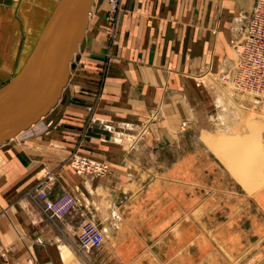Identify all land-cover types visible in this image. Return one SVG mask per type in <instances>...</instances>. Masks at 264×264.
<instances>
[{"label": "crops", "instance_id": "obj_1", "mask_svg": "<svg viewBox=\"0 0 264 264\" xmlns=\"http://www.w3.org/2000/svg\"><path fill=\"white\" fill-rule=\"evenodd\" d=\"M254 1L123 0L111 46L102 30L105 2L94 1L75 69L91 62L92 72L99 70L109 52L98 97L95 82L69 83L60 103L44 117L41 130L38 126L0 144V264H76L75 234L87 218L105 237L112 235L108 263L115 260L116 251L154 249L169 231L176 238L181 232L180 204L173 198L177 179L166 182L154 173L146 179L144 171L179 167L178 156L170 161L160 156L179 154L178 135L151 131V146L142 148L155 155L150 159L125 147V132L112 131L105 122L114 117L125 128V123L140 121L149 107L173 106L179 94L188 98L193 87L185 74L218 66L230 57L228 33L214 35L212 27H226L228 32L227 26L238 19L231 11ZM57 2L0 0V78L10 74L6 59L27 57ZM88 116L87 129L82 125ZM78 149L105 161L108 174L91 178L75 173L68 157ZM48 175L50 197L65 190L77 199L61 219L49 218L39 202L26 195L28 189L41 187ZM184 195L188 216L194 193Z\"/></svg>", "mask_w": 264, "mask_h": 264}, {"label": "rangeland", "instance_id": "obj_2", "mask_svg": "<svg viewBox=\"0 0 264 264\" xmlns=\"http://www.w3.org/2000/svg\"><path fill=\"white\" fill-rule=\"evenodd\" d=\"M104 2L106 11L102 30L110 45L123 0H117L113 11L109 0ZM252 6L231 11L238 19L227 26L228 32L226 27H212L214 35H229L230 57L227 59L234 56V44L243 33L245 19ZM77 53L72 60L67 85L76 81L95 82L99 88L98 97L109 52L99 70L94 69V72L91 62L82 63L83 66L80 64L78 70L75 69ZM24 59H6L10 74L0 78V86L16 73ZM223 67L224 63L220 62L218 66L185 74L193 90L188 98L179 94V102L173 106L149 107L140 121L125 125V128L121 120L114 117L112 122H105L112 131L125 132V147H134L143 156H152L150 159H155V155L142 148L151 146V131L162 129L178 135L175 140L180 147L179 154L164 152L160 156L164 161L178 156L179 167L144 172L147 173L146 179L151 173L161 176L166 182L177 179V188L173 186V198H177L180 204L177 220L181 232L176 238L173 231L167 232L154 249L116 251L115 260L110 263L106 252L112 235H106L102 245L89 252H77L74 245L76 264H150L157 261H163V264H264V96L221 81L219 75ZM217 96L232 107L226 116H221V120L219 116L217 119ZM90 121L91 116H88L83 128L88 129ZM36 126L34 124L18 137H23ZM137 133L140 136H135ZM74 151L90 156L79 149ZM160 156L157 155V161ZM68 166L74 171L69 162ZM187 191L194 193V205L191 207L189 203L188 216L185 215L188 205L184 195ZM191 208H194L192 213Z\"/></svg>", "mask_w": 264, "mask_h": 264}, {"label": "water", "instance_id": "obj_3", "mask_svg": "<svg viewBox=\"0 0 264 264\" xmlns=\"http://www.w3.org/2000/svg\"><path fill=\"white\" fill-rule=\"evenodd\" d=\"M93 3L58 0L19 69L0 86V144L38 123L62 100Z\"/></svg>", "mask_w": 264, "mask_h": 264}, {"label": "built area", "instance_id": "obj_4", "mask_svg": "<svg viewBox=\"0 0 264 264\" xmlns=\"http://www.w3.org/2000/svg\"><path fill=\"white\" fill-rule=\"evenodd\" d=\"M111 10L117 6V0H109ZM234 56L226 59L219 79L235 88L264 96V0H255L250 13L245 19V28L235 42ZM68 162L75 173L91 178L106 176L109 166L105 161L73 151ZM52 180L48 175L41 187L26 191L28 198L39 202L41 209L49 218L61 219L77 205L76 197L63 190L54 197L47 192V185ZM75 250L89 252L98 249L104 241L103 229L92 218L81 222L75 234Z\"/></svg>", "mask_w": 264, "mask_h": 264}, {"label": "bare ground", "instance_id": "obj_5", "mask_svg": "<svg viewBox=\"0 0 264 264\" xmlns=\"http://www.w3.org/2000/svg\"><path fill=\"white\" fill-rule=\"evenodd\" d=\"M95 1V0H94ZM90 16V15H89ZM89 22V21H88ZM86 32V31H85ZM77 53V52H76ZM68 83V82H67ZM9 93H8V95H10V93L11 94H13L14 93V90H12L11 92L10 91H8ZM7 95V96H8ZM216 100H217V102H218V111H217V113L219 114V115H217V119H218V116H219V120H221V116H226V114L228 113V111H230L231 110V104L229 103V102H226L222 97H220V96H218L217 98H216ZM42 122H43V120H41V121H39L38 123H36V127H34L33 128V130H35V128L37 129V127L39 126V130H41L42 129V127L44 126L43 124H42ZM127 126H130V124H128V123H125ZM33 126V125H32ZM31 126V127H32ZM135 128V127H134ZM131 129V128H130ZM30 131H32V130H30ZM30 131H28V132H30ZM23 131H21L19 134H17L15 137H18V135H20L21 133H22ZM27 133V132H26ZM120 133H123V132H120ZM120 137V136H119ZM118 137V138H119ZM123 138H124V136H123ZM120 139V138H119ZM118 140V139H117ZM55 178V177H54ZM45 179V178H44ZM40 180V179H39Z\"/></svg>", "mask_w": 264, "mask_h": 264}]
</instances>
